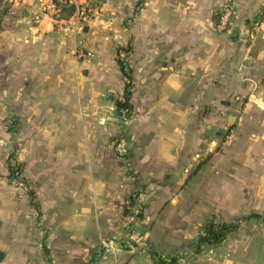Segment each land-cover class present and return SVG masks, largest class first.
<instances>
[{
  "label": "crops",
  "instance_id": "obj_1",
  "mask_svg": "<svg viewBox=\"0 0 264 264\" xmlns=\"http://www.w3.org/2000/svg\"><path fill=\"white\" fill-rule=\"evenodd\" d=\"M101 3L79 30L56 23L55 0H0V174L15 148L48 178L41 199L50 225L60 210L74 212L69 231L64 224L70 259L159 264L179 253V264H264V219H242L264 216V0ZM227 4L234 13L222 29ZM125 45L131 114L113 146L108 98H123ZM119 159L143 193L166 195L139 222L144 234H123L112 220L107 236L105 209L135 187ZM166 177L175 185H145ZM7 216L0 202L1 245L13 236ZM209 221L236 226L220 242H201ZM15 258L0 251V264Z\"/></svg>",
  "mask_w": 264,
  "mask_h": 264
},
{
  "label": "rangeland",
  "instance_id": "obj_2",
  "mask_svg": "<svg viewBox=\"0 0 264 264\" xmlns=\"http://www.w3.org/2000/svg\"><path fill=\"white\" fill-rule=\"evenodd\" d=\"M59 5L56 3L54 5V19L57 24H61L62 27L75 25L79 30L82 24L88 23L92 18L96 17L100 12L88 13L85 11V19H72L68 21L61 17L65 15V12H60L61 5L65 4V0H58ZM105 0H102L104 2ZM67 4V3H66ZM102 4V3H101ZM100 4V6H101ZM100 8V7H99ZM62 18V19H61ZM66 22V24H64ZM72 23V24H71ZM69 28V27H68ZM77 54L81 58L91 59V55H85L80 47H77ZM129 51V46L125 45L123 47L122 53L119 55V60L124 63V66L128 70L127 66V52ZM86 54V53H85ZM79 58V57H78ZM115 98L120 101V105L124 102V98L114 94V97H110L109 104L112 107V112L117 117L118 130L116 136H113V146L118 142L116 140L122 136L124 125L127 119L130 117L128 110L125 108H119L116 104ZM18 133V129L14 131ZM15 134L12 132V136ZM220 136V137H219ZM215 137L220 139V144L226 140V136L223 133L215 134ZM217 146L216 149H218ZM215 149V150H216ZM15 148L13 149V157L9 161V165H14L18 167L19 172L17 174L16 170L11 171L7 169L6 173L0 174V202H5L8 205V216L13 217V225L10 226L13 236L9 239L7 245L0 244V251L2 253H7V251H13L14 264H86V262L81 261L79 258L70 259L71 257L66 256L64 250V243L66 244L65 232L68 228L69 218L74 215L72 211L60 210L58 217L55 222L56 225H50V211L47 210L46 204L41 199V193H43L44 187H46V182L48 178H42L34 172V167L32 163L25 157H19L18 153H15ZM122 157L121 155H119ZM125 160L119 159V166L121 171L125 175L126 179L132 180L135 186L131 189L129 194L125 193V196L113 201L109 209H105L104 218L106 223H110L112 220H117L116 226L123 229V234L136 232V234H144L145 230L147 232V226H141L139 222L145 217V214L155 215L159 213V207L153 204L156 201H161L166 195L160 192V189L153 190L152 193H143L140 183L135 181V178H128V173H132L130 166H126ZM6 168V164H5ZM8 168V165H7ZM134 175V174H133ZM177 178L166 177L164 179L151 178L150 183L145 185L157 188V186H166V182L169 185H175ZM148 179L146 180V182ZM145 189V188H144ZM145 192V191H144ZM176 215L182 216L184 211L182 209H176ZM130 223V224H129ZM67 228H66V226ZM125 224V225H124ZM135 224H138L135 226ZM2 227V226H1ZM0 227V229H1ZM107 236H112L111 225L108 224ZM69 231V228H68ZM100 244L103 245L101 236ZM105 238V237H103ZM100 247V246H99ZM27 253V257L22 258L19 256L20 252ZM102 249L99 248L93 254H90V259H95L99 254H101ZM184 257L179 253H173V256H168L165 258L166 261H175V264H179V258Z\"/></svg>",
  "mask_w": 264,
  "mask_h": 264
},
{
  "label": "trees",
  "instance_id": "obj_3",
  "mask_svg": "<svg viewBox=\"0 0 264 264\" xmlns=\"http://www.w3.org/2000/svg\"><path fill=\"white\" fill-rule=\"evenodd\" d=\"M58 2H59L58 0H55V3L57 6L59 5ZM75 9L76 8L74 5H68L66 3L61 5L60 12H63V13L65 12V15L62 16V14H61V17H63V18L71 17L74 14ZM118 62H119L121 71L123 73V76L126 79L125 90L123 93L124 102H122L121 105H119V107L128 109L130 107L128 100H129V96H130L131 78H130L128 72L125 70V66H124L123 62H121L120 60H118ZM18 169L19 168L14 166V165H9V170H11V171L16 170L17 174L19 172ZM235 226H236L235 224H217V223H214L211 221L206 222L203 225V232L200 235V241L201 242H208V243L220 242L224 238L226 233L228 231L234 229ZM157 262L159 264H175L176 260L168 262L163 258H157Z\"/></svg>",
  "mask_w": 264,
  "mask_h": 264
},
{
  "label": "built area",
  "instance_id": "obj_4",
  "mask_svg": "<svg viewBox=\"0 0 264 264\" xmlns=\"http://www.w3.org/2000/svg\"><path fill=\"white\" fill-rule=\"evenodd\" d=\"M101 2L102 0H65V3L68 5L75 6V12L71 16L75 19H85L86 14L97 12ZM85 11H88V13H85ZM233 13L232 5H225L220 11L218 26L222 29H225ZM262 16L264 17V8L262 10Z\"/></svg>",
  "mask_w": 264,
  "mask_h": 264
},
{
  "label": "water",
  "instance_id": "obj_5",
  "mask_svg": "<svg viewBox=\"0 0 264 264\" xmlns=\"http://www.w3.org/2000/svg\"><path fill=\"white\" fill-rule=\"evenodd\" d=\"M86 28H87V27H84V30H86ZM251 216H257V217H260V218L264 219V216H261V215H259V214H257V213H251V214H249V215L242 216V219H246V218H249V217H251ZM199 243H200V241H197V245H196V247H195V250L198 249V247H199ZM186 258H188V257H186ZM183 260H184V259H182L181 261H183Z\"/></svg>",
  "mask_w": 264,
  "mask_h": 264
}]
</instances>
